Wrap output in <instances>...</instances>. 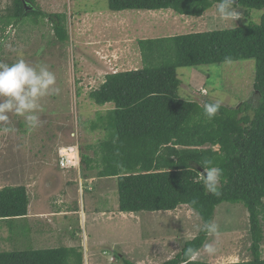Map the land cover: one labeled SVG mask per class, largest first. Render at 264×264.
<instances>
[{"label": "rangeland", "instance_id": "rangeland-1", "mask_svg": "<svg viewBox=\"0 0 264 264\" xmlns=\"http://www.w3.org/2000/svg\"><path fill=\"white\" fill-rule=\"evenodd\" d=\"M36 2L24 13H32L39 7L45 14L32 13L16 20L10 17L14 12L13 1H0V61L11 64L24 59L34 67L46 65L55 74V87L60 91L40 99L36 113L40 118L38 127L30 128L23 116L14 113L9 114L8 124H0L2 189L24 186L25 181L34 177L40 180L39 184L43 179V187L53 193V188L59 185L56 174L43 177L36 174L42 172L44 162L49 167L53 163L58 172V160L64 154L61 152L70 145H78L80 155L85 153L94 158L103 131L93 130L91 119L98 110L107 107L95 105L89 92L98 88L108 73L143 67L140 40L232 28L251 21L243 16V11L236 22L222 21L217 4L201 17H193L170 9L115 11L109 8L108 0ZM263 13L264 10H252L250 19L259 22ZM51 14H61L67 40L57 35ZM179 76L182 80L179 95L185 99L201 104L206 99L220 100L227 106L247 101L255 107L259 102L254 88L253 59L181 67ZM212 147L219 150L220 144ZM80 166L78 180L68 188L75 200L72 205L79 212L65 220L67 229L62 233L64 239L74 242L72 247L80 252L84 264H129V260L136 264H161L202 231L204 220L188 205L175 211H141L134 217L128 216L129 221L123 226L110 224L112 213L119 214L117 178H102L96 171ZM90 176L92 181L79 184L80 178L84 181ZM58 193L61 195L63 190L53 194ZM81 212L86 215L84 221ZM212 222L218 226V235L209 233L205 244L213 243L216 252L209 254L203 247L194 259L228 263L252 258L250 216L243 203H221ZM20 223L21 220L0 219L1 251L28 249L25 246L30 241L23 236Z\"/></svg>", "mask_w": 264, "mask_h": 264}, {"label": "trees", "instance_id": "trees-1", "mask_svg": "<svg viewBox=\"0 0 264 264\" xmlns=\"http://www.w3.org/2000/svg\"><path fill=\"white\" fill-rule=\"evenodd\" d=\"M4 1V0H0ZM13 1L11 19L43 15L39 7L24 13L23 0ZM36 5V0H27ZM115 11L170 9L180 15L201 17L219 0H108ZM247 23L232 28L175 34L140 40L143 67L106 74L89 92L98 110L92 129L103 131L94 158L81 154V165L99 177L118 180L120 212L175 211L188 205L204 222L213 220L223 202L243 203L250 216L252 258L212 263L193 257L204 247L209 233L199 232L181 251L161 264H264V13L255 22L252 10H264V0H234ZM54 29L67 40L61 14H51ZM253 59L258 104H221L208 119L198 100L182 98L181 67ZM190 93V92H189ZM206 103L212 102L205 100ZM220 144V149L212 146ZM211 161L212 164H207ZM223 169L220 195L210 194L196 179L203 168ZM28 212L24 186L0 189V219ZM129 264H136L129 260ZM0 264H84L75 247L0 250Z\"/></svg>", "mask_w": 264, "mask_h": 264}, {"label": "clouds", "instance_id": "clouds-1", "mask_svg": "<svg viewBox=\"0 0 264 264\" xmlns=\"http://www.w3.org/2000/svg\"><path fill=\"white\" fill-rule=\"evenodd\" d=\"M234 5V0H219L216 6L219 19L236 22L242 14ZM55 85L56 76L46 65L34 67L24 59L11 64L0 61V124H8L9 114L14 113L17 116H23L30 128L38 127L40 118L36 113L40 108L39 101L50 94H58L60 90ZM221 104L220 100L205 103L203 105L204 115L208 119H213L221 108ZM207 164L211 165L212 162L208 161ZM203 173V176L195 182L200 183L202 179L205 189L210 194L219 196L223 169L216 166L204 167ZM201 230L218 235V226L211 221L206 222ZM204 248L209 254L216 252L213 243L205 244Z\"/></svg>", "mask_w": 264, "mask_h": 264}, {"label": "crops", "instance_id": "crops-1", "mask_svg": "<svg viewBox=\"0 0 264 264\" xmlns=\"http://www.w3.org/2000/svg\"><path fill=\"white\" fill-rule=\"evenodd\" d=\"M138 68V67H137ZM133 68V69H137ZM131 70V69H122L121 71ZM117 72V71H114ZM106 110H110L114 108L113 103H108L106 105ZM101 110V109H100ZM104 110L103 112H105ZM74 136V135H73ZM75 148L73 151L72 149ZM78 145H70L68 149L61 155H70L73 152H76L78 155V162L75 158V163L73 165L62 167L60 165V160H58L59 164V171H56V166L53 163H50L51 166H47L44 162L42 166V172L40 174L36 173L37 175L43 177L49 173L53 175L56 174V178L59 181L58 187L53 188V193L56 190L60 191L63 190L61 195L53 194L48 189L43 187V179H41V183L37 178L31 177L28 181L24 182V186L28 189V212L26 215H22L20 217H11L6 218L9 221L11 220H21V229L23 230V236L26 238L28 237L30 244H26L25 247L28 249H42V248H58V247H72L74 246V242H69L64 239L62 230H66L65 220L69 217L75 216L79 211L76 210L75 206L72 205L74 202L73 195L69 192L68 188L73 185L78 180L79 172L81 171V155ZM77 149V150H76ZM55 161V159H54ZM28 168V167H27ZM61 171V172H60ZM30 177V176H29ZM38 177V176H37ZM40 177V178H41ZM108 178V177H102ZM114 178V177H110ZM93 177L82 178L79 180V184H83L84 182L92 181ZM100 180V179H99ZM8 187V186H6ZM18 187V186H17ZM5 188V186L3 187ZM2 189V188H0ZM119 206V205H118ZM118 213H112V219L110 224H115L123 226L125 221H129L128 216L134 217L136 216L135 213H125L120 212L117 208ZM83 216V221L86 220V215L84 212H81ZM18 218V219H16ZM71 229V227L68 225ZM6 235L7 232L5 231ZM21 236V237H23ZM86 237V236H85ZM84 237V240H85ZM87 242V237L85 243ZM86 247H88L86 245Z\"/></svg>", "mask_w": 264, "mask_h": 264}, {"label": "built area", "instance_id": "built-area-1", "mask_svg": "<svg viewBox=\"0 0 264 264\" xmlns=\"http://www.w3.org/2000/svg\"><path fill=\"white\" fill-rule=\"evenodd\" d=\"M72 154L70 155H64L61 157V160H60V165L62 167H65L69 164H74L75 163V157H71Z\"/></svg>", "mask_w": 264, "mask_h": 264}, {"label": "water", "instance_id": "water-1", "mask_svg": "<svg viewBox=\"0 0 264 264\" xmlns=\"http://www.w3.org/2000/svg\"><path fill=\"white\" fill-rule=\"evenodd\" d=\"M23 4H24V8L26 10H29V9H32L33 8L32 5L27 0H23Z\"/></svg>", "mask_w": 264, "mask_h": 264}, {"label": "bare ground", "instance_id": "bare-ground-1", "mask_svg": "<svg viewBox=\"0 0 264 264\" xmlns=\"http://www.w3.org/2000/svg\"><path fill=\"white\" fill-rule=\"evenodd\" d=\"M65 151H66V150H65ZM71 157H75V158H76V160H78V159H77L78 155H77V153H76V152H73V153H72V155H71Z\"/></svg>", "mask_w": 264, "mask_h": 264}]
</instances>
